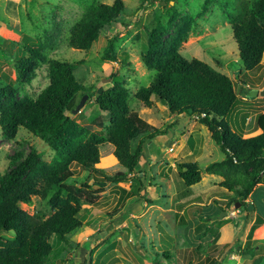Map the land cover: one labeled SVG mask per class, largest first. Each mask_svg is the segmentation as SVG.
I'll return each mask as SVG.
<instances>
[{"label": "rangeland", "instance_id": "374dc122", "mask_svg": "<svg viewBox=\"0 0 264 264\" xmlns=\"http://www.w3.org/2000/svg\"><path fill=\"white\" fill-rule=\"evenodd\" d=\"M92 1L112 5L115 0H0V87L11 84L17 89L16 99L22 100L35 99L48 86L47 64L39 60L31 65L35 76L29 83L17 74V60L32 49L46 62L59 59L78 63L74 75L92 97L87 95L71 118L86 129L105 134L110 116L98 111L95 98L113 85L114 74L129 92L131 113L156 128L167 129L168 123L171 126L165 136L145 143L136 175L126 182L106 183L95 204H81L82 227L68 236L67 244L51 238L54 251L47 264H264V207L248 198L244 203L237 202L240 206L235 209L233 197L224 196L225 190L219 187L222 178L205 173L207 165L224 159L207 128L195 119H172L156 99L149 109L134 97L155 76L141 59L147 46L146 32L175 17L160 41L158 56L166 57L186 36L177 53L208 64L232 81L242 103L226 121L232 129L241 131V115L247 111L244 136L254 137L260 133L255 121L264 114V96L250 98L249 92L253 91L252 85L257 91L264 89V54L254 72L242 68L222 8L225 0H215L209 7L205 0H122L126 15L104 26L90 50L69 48V30L84 14L86 3ZM109 40H114L116 55L124 64L102 59ZM240 80H245L247 87ZM82 99L78 96L77 103ZM31 149H36L47 163L54 158L52 150L24 129H17L12 138L4 137L0 129V177ZM181 163H197L203 169L201 182L189 190L178 177ZM72 168L79 178L87 176L77 166ZM98 169L107 176L124 172L109 144L100 148ZM259 173L256 187L263 189V169ZM223 197L227 198L213 204L209 212L200 211V206ZM258 197L264 198V190ZM48 201L33 197L31 205L20 207L30 215L41 213L48 218L53 214ZM198 218L203 224L189 228ZM3 236L13 238L11 233ZM165 253L170 254L167 260L163 258Z\"/></svg>", "mask_w": 264, "mask_h": 264}, {"label": "trees", "instance_id": "16d2710c", "mask_svg": "<svg viewBox=\"0 0 264 264\" xmlns=\"http://www.w3.org/2000/svg\"><path fill=\"white\" fill-rule=\"evenodd\" d=\"M214 1L205 0V6L209 7ZM221 4L231 25L242 68L254 72L260 67L264 54V0H225ZM122 15H126L122 0H115L112 5L87 2L84 14L69 30L67 46L79 51L90 50L103 27ZM174 18L166 24L157 23L146 32L147 46L141 59L155 71V76L148 86L139 88L134 97L149 109L156 99L171 116L195 119L205 126L224 154L220 162L207 165L205 173L222 178L219 187L225 190L224 196L233 197L234 204L254 198L263 208L264 198L260 199L258 195L264 188L259 189L256 185L261 179L259 171H264V114L256 117L255 127L260 131L257 136H244L249 117L247 111L241 115V131L232 129L226 119L242 100L227 76L198 59L188 60L177 53L186 36L166 57L158 56L160 41ZM26 52L28 55L17 60L19 77L29 83L35 76L31 65L39 60L47 64L49 84L35 99L22 100L16 99L15 87L3 84L0 87V129L8 138L14 137L17 129H24L52 150L54 158L47 163L36 149H31L0 177V264H47L54 251L51 238L67 244L68 236L82 227L81 204H95L106 183L126 182L136 175L145 143L165 136L171 126L168 123L167 129L156 128L131 113L129 92L114 74L111 76L113 85L95 98L98 111L110 116L105 134L86 129L68 115L79 104L78 96L92 97L74 75L78 63L59 59L46 62L36 51L27 49ZM102 59L125 63L116 55L114 40L108 41ZM239 83L247 87L245 80ZM251 89L257 88L252 85ZM105 144L113 147V158L124 172L107 176L98 169L100 148ZM74 166L87 176L79 178ZM202 172L197 163L178 165V177L188 190L201 182ZM33 197L49 198L53 214L47 218L41 213L30 215L23 211L20 206L31 205ZM225 198L200 206V211L209 212L213 204H219ZM202 222L198 218L189 228H197ZM196 231L200 232V229ZM9 233L12 239L3 236ZM168 256L170 254L165 253L163 258L167 260Z\"/></svg>", "mask_w": 264, "mask_h": 264}, {"label": "water", "instance_id": "95a60500", "mask_svg": "<svg viewBox=\"0 0 264 264\" xmlns=\"http://www.w3.org/2000/svg\"><path fill=\"white\" fill-rule=\"evenodd\" d=\"M258 94L260 96H264V89L261 90V91H256V90H253V91H250L249 92V97L251 98H254L256 96H258ZM88 96H84L83 99L80 101L79 105H77V107L75 108L74 112H78L80 110V108L83 106V104L85 103V101L87 100ZM70 117L72 116V114H68ZM240 206L239 203H237V205L235 206V209H238ZM222 215H220L219 219L221 220L222 219Z\"/></svg>", "mask_w": 264, "mask_h": 264}, {"label": "crops", "instance_id": "0c3cea01", "mask_svg": "<svg viewBox=\"0 0 264 264\" xmlns=\"http://www.w3.org/2000/svg\"><path fill=\"white\" fill-rule=\"evenodd\" d=\"M175 117L174 116H172V119H174Z\"/></svg>", "mask_w": 264, "mask_h": 264}]
</instances>
